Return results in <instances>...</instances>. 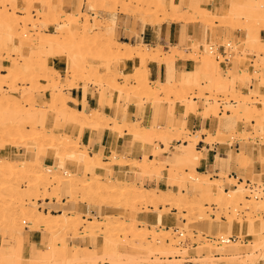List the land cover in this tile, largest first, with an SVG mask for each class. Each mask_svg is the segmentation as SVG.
Here are the masks:
<instances>
[{
  "label": "rangeland",
  "instance_id": "374dc122",
  "mask_svg": "<svg viewBox=\"0 0 264 264\" xmlns=\"http://www.w3.org/2000/svg\"><path fill=\"white\" fill-rule=\"evenodd\" d=\"M46 1L0 0V12L2 13L0 14V38L3 36L4 39L2 42H4L9 36H14L21 49L20 54H11L8 60L0 61V64H3L0 77L4 78L3 85L5 91H9V86L12 83L9 79L10 70L13 63H17L21 70L19 71L16 82L17 88L20 89V95L25 93L22 87H25L27 91L30 88L32 89L31 94L34 98L37 96L38 99L26 101L27 98L21 97L15 99L17 104L25 107V109H29L32 106L31 104H35V110H31L33 114L38 110L36 112L42 113L45 111L53 117L54 115L51 114L56 113L58 117H63L59 122L61 124L64 120L63 126L58 129L54 137L77 143L80 149L78 151L74 148L63 149L62 147L54 146L53 141H47L50 145L53 144L51 147L52 154H48L45 151L32 152L29 155L25 154L32 162L30 164H22L23 168L36 171L44 170L46 172L47 166L53 165L54 170L52 169L49 172L57 175L67 176L69 175L67 171L70 174H81L83 173L84 167L81 162L79 163V167L73 164L75 162V160H72L74 154L82 151V153L87 152L90 155L98 154L101 158V163H103L102 165H108L111 159L113 160L115 158L114 155L118 156L119 154L122 161L124 160L123 162L130 160L129 162L132 163L131 166H115L113 170L106 171L105 174L100 170H96L95 172H90V175H88L89 178L87 177V179H90L92 175H94V178H100L102 175L101 177L106 180L114 178V176L121 177L118 183H116L117 189L122 186L137 187L145 192L154 191L156 194L162 196L172 192L176 196L186 194V196L190 197L194 192L192 190V184L193 182L195 183V178L198 179L202 175L209 179H218L216 184L218 186H212L216 191L220 188L228 191L236 188L234 186L235 184L237 187L242 185L245 191L243 195L246 197L244 199H232L229 195L227 196L225 194L227 198L219 200L212 196H204L205 194L202 193V199H199L195 206H189L187 209H176L172 206L164 208V206L158 205L157 212L150 214L154 218L158 213L165 211L166 216L175 218L176 223L173 226L167 227L165 223L157 224L156 220H153L149 224H143L140 221L144 211L155 209L153 200L147 198L145 195L144 197H128L126 195V197H123L117 190L110 194V196L104 195L105 193L103 195L101 194L96 200L89 198L88 200H83V202L80 200L69 201V193L71 191H77L78 194L76 193L77 195L75 196L80 198L83 191L80 188L81 184L53 183L47 186L48 193L54 192L53 194L56 193L58 195L57 197L55 195L51 197L48 195V198H46L45 194L41 191L42 195L29 200L30 205H27L25 204V201H28L27 197L21 194L26 191L25 189L23 191V188H26L28 191L30 183L27 182L29 180H19L20 183L13 184L15 189L19 187L20 189L18 190H21L16 195L17 200H0V207L8 208V210L0 212V219L1 221L4 220L3 222L0 221V264H44V262L45 264H77V260H70L69 258L68 260L64 256H61L64 252L60 249V246L63 244H73L93 248L96 247L94 237L103 238L102 230H100L101 232H99L98 228L94 229L96 232L88 230V222H84L81 218L95 221L112 219L119 220V222L133 220L137 221L138 227L157 229L153 234H149L141 240L130 241L129 239L132 235L129 234L127 236V243H130V247L138 246L140 243L145 245L148 240H155L156 244L159 245L161 244L159 243L162 238L161 233L167 230L171 231L172 238L169 237L165 241H168L169 244L171 243L177 249L176 252H169L167 255L160 253L152 247L151 250L144 251L141 256L128 255L125 260L127 262L131 261L135 262V264H200L204 261H212V263L214 262L213 264H224L232 261H246L247 264H264V229L259 230L255 225L256 221L264 222V122H260L262 119L259 117L253 119L246 112L244 114L240 111V109L243 110V106H251V109H259L260 107L261 111L264 108V105H262L264 101V16L261 14L264 11V0H242L245 3L243 9L237 12V14H230L229 16L224 15L230 7L225 5L222 10L216 12L213 10L214 15L205 18H202L197 13H188L184 0H181L182 5L176 10H173L169 6L163 8L164 10L158 9L153 0H78L80 2V8L73 9L70 5H66L65 13L63 12L65 14L64 16L59 17L60 12L56 13L55 17L57 19L59 18L58 21L53 20V15H50L49 7L45 6ZM214 2L216 3L218 0L194 1L197 6L205 4L210 9H213ZM53 3L57 5L58 1L56 0V3ZM249 4H254V7L255 4H258L255 7L257 12L249 14L247 12ZM144 11H151L152 14L145 15ZM69 13L74 14V16L78 13L81 16V23L79 24L81 31L76 37L72 33L73 27L67 23L66 17H69ZM7 17L8 20L9 18L17 19L14 21L17 23V29L15 32H12L14 35L10 34V29L5 26L4 22H6L5 19ZM186 17H194L197 23H186ZM167 23L176 24L181 28V38L178 44L173 42L167 44H162V42L151 44L141 38L140 33L145 30V27L148 26L157 33L160 26ZM122 28L126 29V36L131 39L133 46L141 48L142 51L146 47H152L154 51L159 54L161 53L159 55L160 59L153 60L149 56L143 59L140 54L133 50V55L128 53L129 56H127V53H125L127 57L125 58V54L120 52L125 51V48L121 47L113 48L114 51H107L106 46L114 42L117 43V41L119 42V39H123L120 35ZM192 28H194V34H190L189 32ZM132 36L137 37V40L133 39ZM50 39H55V42L64 44L62 56L59 57L63 59L64 65L61 71L57 68H51L48 70V72L50 71L49 73H44L42 69L39 71L42 63L38 56L46 59L52 56V53L47 54L48 56L44 54L47 56L45 57L43 54L35 52L39 51V46H35L33 49V47L26 45L29 40H32L36 45H40L42 40L46 44L47 40ZM112 40L115 41L113 42ZM125 40L128 41V39ZM76 42L79 44H75ZM71 43H74V47L70 45ZM222 45L225 47L226 53L223 52L224 48ZM210 46H213V48L210 49ZM7 51L13 53V50H5V52ZM145 52L147 51L145 50ZM23 54L27 55L22 56ZM74 56L78 58L76 62H79V65L82 66H79L81 69L77 71H72L78 68H76L77 66L71 65L72 62H70ZM23 58H26L28 62L26 63L25 59L23 61ZM166 58L176 60L169 62ZM178 58L190 60L191 66L187 70H177V73H174L171 78L165 80L158 79L157 81L151 80L148 68L150 63L173 67V64L179 60ZM72 66L74 69H72ZM84 67H86V70L83 71L82 69ZM212 75H219L221 81L228 83L227 85L231 87L224 92H208L207 89L210 85ZM112 77H114L113 79L115 81L114 86L122 88L124 91L115 89L113 85L111 87L110 82L107 81L112 79ZM194 80L196 83H194ZM43 88H48L51 93L55 90H58L55 92H59L60 90L67 97L69 96L70 89L82 88L85 89L86 94L89 92L92 97L98 96L100 105L99 107H94L86 103L80 109L74 107L72 109L69 106V102H75L69 96L67 99V108L72 110L76 109V113L79 112L77 113L78 115L86 114L85 116L83 115V118L81 117L80 124L77 123L79 125L78 127H80L78 132L74 126L76 123L69 122L65 114L64 116H60L64 112L62 108L59 106V108L56 107L54 103L51 105V99L45 98L46 95L45 91H42ZM200 95H208L209 98H197ZM181 96H185L187 100L179 101V97ZM6 97L11 98L9 97V93ZM52 100H54V96ZM210 103L218 106L216 114L208 111L207 108ZM189 104H195L196 106L195 110L190 113L187 111ZM159 105H162L163 108L158 109L160 107ZM130 107H136L139 110V119L128 121L127 114ZM111 108L116 109V114L112 115L111 112L106 110ZM56 110L59 111L56 112ZM159 110H162L160 112L163 113L162 115L158 112ZM97 112L102 117H99ZM94 113L100 121L97 120V116L93 115ZM146 113L154 114V117H145ZM190 115L202 118L205 121H215L217 126L214 129L202 128L200 130H193L191 126H188L189 123L187 122ZM175 122L179 123L182 127L184 126V130L171 131L169 126L172 123L175 124ZM44 124L42 122L33 124L32 126L34 127H30L29 125L27 127V133H29L31 128H33L32 134H35L34 132L40 131L44 127H51L47 122ZM69 126L70 130L65 132L63 127ZM34 129L37 131H34ZM104 129L113 132L115 135L127 136L132 141L134 140L132 143L133 145L135 144V151L133 147L116 150V145H112L110 152L107 151L108 147H100L90 152L88 146L82 142L85 134L88 132L92 135L96 132L99 134ZM72 130L76 133L71 132ZM40 140V142H44L42 141L43 138ZM37 141L38 139L34 142L37 143ZM237 141L240 143L239 146H235ZM17 142H14L13 147L19 149L21 152L19 155L23 157L24 152H28L29 145H17ZM199 142L204 143L201 146ZM144 143L150 145V148L145 152L147 153V163H153V167L158 162L160 166L154 172L153 170L145 169V153L140 152L141 148L145 146ZM215 144H219L227 156L222 157L218 153L214 155L216 164L220 163L219 161H223L226 166L221 165L222 167L218 174L212 170L213 167L207 172L198 169L203 166V160L205 161L207 156H209ZM185 145L195 146L194 149L200 151L198 154L200 156L193 165L185 167V176L180 178L177 172L176 161L177 156L185 155L184 152L187 149ZM208 147H211V151L208 150ZM4 157L0 155V164L7 163ZM244 157L248 162L243 159ZM149 159L154 161L152 162ZM242 160L247 162V168L245 169L241 163ZM225 168H227L226 171ZM168 170L173 171L170 173ZM230 171H235L236 174L234 173V176H232L229 174ZM136 173L141 175V180L135 176ZM124 175L126 177L122 178ZM161 181L162 183L165 182V184L162 185ZM234 200L237 201L235 202ZM101 206L102 209L106 210L103 215H100L95 209L98 207L101 208ZM28 207H33L38 212L42 211L43 213L49 214H58L65 211L69 215L73 213L80 214L81 220H79L78 229L75 232V229L61 226L60 223L53 226L54 230L47 229L45 228L46 226H35L38 223L29 219L27 220L24 216H28L25 213L22 214ZM81 207L86 208L87 211H92L91 216L83 215L81 213L82 211H80ZM114 207L119 209L117 212L115 211V214L112 212V208ZM13 210L18 211L15 214L16 216ZM5 213L6 216L8 215L10 217H6L10 219L8 220L10 224L4 218ZM2 214L4 215L2 216ZM14 217L18 218L15 219V223L11 221ZM229 220L237 222L240 226L232 234L227 232L228 230L226 229ZM205 223L206 227H204ZM244 227H246L245 230L251 235H258L259 239L254 240L256 238L255 236L248 239L247 235L244 234ZM161 230L163 231L161 232ZM83 231L86 233H83ZM117 233L119 234L117 236L120 237V240L125 237L120 232ZM179 234H182V236ZM195 234H200V236ZM25 237L27 238V247L23 246L22 243ZM230 237L236 239L229 240ZM253 240L255 242L257 241L260 245L254 243ZM48 242L53 248L50 247V250L48 249L51 252L48 251L47 253L50 254L43 256L48 259L43 260L41 258L42 255L39 254V256L37 251H39L38 249H47V246H49ZM226 243H232L234 246H225ZM252 243L256 244V247L251 249L253 251H250L252 256L254 254L253 259H249V249L235 250V247L238 245H252L251 248H253L255 245ZM100 248L97 246V249L100 250ZM20 251L22 252L20 253ZM78 261L79 264L90 263L86 261H82L81 263V260ZM91 263L94 264L95 262ZM112 263L113 261L111 262L109 258L102 256L98 258L95 264Z\"/></svg>",
  "mask_w": 264,
  "mask_h": 264
},
{
  "label": "bare ground",
  "instance_id": "6f19581e",
  "mask_svg": "<svg viewBox=\"0 0 264 264\" xmlns=\"http://www.w3.org/2000/svg\"><path fill=\"white\" fill-rule=\"evenodd\" d=\"M57 1H58L57 5H55L53 3V2L56 3V0H47L45 2V6L49 7L50 15L51 14L53 15V16L52 15L51 16H52L53 20H55V21H58V19H59V18L57 19V17H55L57 12H60V14H59L60 16L57 15L59 17L65 15L64 14L65 13L64 10L67 7L66 5H70L73 9L74 8H78L80 6V2H78V0H57ZM137 1H140V0H137ZM141 1H144V0H141ZM146 1H148V0H146ZM153 1L156 3L155 5L158 7V9H163V8H166V7L169 6L173 10H176V9H179L181 7V5H182L181 0H153ZM153 1H150V2H153ZM194 1L195 0H184V3L186 4V8H187L188 13H197L202 18L210 17L211 15H214L213 9L208 8L207 6H205V4H201V5L197 6L196 5L197 2L194 3ZM14 5H16V4L14 3ZM216 5H217L216 8L218 10H222L225 5H227L228 7L230 6L229 9L227 10V13H224V15H228L229 16L230 14H232V15L234 14L235 15V14H237V12L242 10L244 5H245V3L242 0H218V2H216ZM256 5H258V4H255V7H256ZM255 7H254V4H249V8H247V12L249 14L257 12ZM58 10H60V11H58ZM144 12H145L144 13L145 15L152 14L151 11H144ZM79 13H81V12H79ZM0 14H2V13L0 12ZM249 14H247V15H249ZM261 14L264 16V11L261 12ZM46 15H48V14H46ZM75 16H74V14L69 13V17H66V18H67V23L71 24L69 26L73 27L72 33L76 37V36H78V34L81 31L79 29V24L81 23L80 22L81 21L80 20L81 16H79L78 13ZM0 19H1V17H0ZM15 20H17V19H15V18L10 19L9 18V20H8V17H7V19H5L6 22H4V23H5V26L10 29V34H13L12 32L13 31L15 32V30L17 29V23L14 22ZM186 23L196 24L197 21H196V19H194V17H191V18H187ZM113 24L115 25V23H113ZM0 25H1V23H0ZM27 31H29V30H27ZM27 31H26V33H27ZM3 39H4V37L1 36V38H0V61H2V62L8 60V58L11 57V54H20L21 53V49L18 46V41L16 40V38L14 36L11 35V37L9 36V38L6 41L2 42ZM54 40H51V39L47 40L46 44H44V40H42L40 45H36L35 43L32 42V40H29V42L26 45L28 47L29 46L33 47V49L35 48V46H39L38 47L39 51H35V52H39L40 54H43V55L44 54L47 55V54L52 53V56H49L46 59H42L40 56H38V58L41 59V63H42V67H41V63H40V67L41 68H39L40 69L39 71H41V69H42L43 70L42 72H44V73H46V72L49 73L50 71L48 72V70L51 69V68L52 69L57 68L58 70L61 71V68L64 65L63 59L59 58L60 56H62V51H63V48H64V44L61 43V42H57V41L55 42ZM112 41L114 42L115 40H112ZM77 43L78 42H76L75 44H77ZM111 44H113V45H111ZM111 44L106 46L107 47L106 48L107 51L108 50L112 51L113 48L121 47V48H125V51L124 50L123 51L118 50V51L122 52L123 54L127 53V56H129L128 53L132 54V52L134 51V52H137L138 54H140L141 58H143V59H146L148 56H149V58H152L153 60L160 59L159 55H161V53L160 54L157 53L156 51H154V49H152V47L151 48L150 47H146L145 50L147 52H145V50L142 51L141 48H136L135 46L127 44V43H120V42L117 41V43L114 42V43H111ZM70 45H73V47H74V43H71ZM212 48L210 46V49H212ZM7 49L13 50L12 51L13 53H11L10 51L5 52V50H7ZM30 50H28V51L31 53ZM135 50H138V51H135ZM140 50L142 51V53H141ZM29 52H28V54H29ZM32 52H34V51H32ZM170 54H171V52H170ZM26 55L23 54L22 56H26ZM47 56H45V57H47ZM124 57L127 58L126 54H125ZM29 58H31V57H29ZM24 59L26 60V63H27L28 62L27 59L23 58L22 60L24 61ZM76 59H78V58H76V56H74L72 61H70V62H72L71 65H74L75 67L77 66L76 68H78V69H74V67L72 66L73 68L72 67L71 68L74 69L72 71H77V70L81 69L80 67H82V66L79 65V62H76ZM166 59L169 62H173L174 60H176V59H169V58H166ZM38 60H36V61H38ZM23 63H25V62H23ZM29 63L31 64V62H29ZM9 64H10V62H9ZM28 64H27V66H28ZM30 64H29V67H30ZM2 65L3 64H0V72H1ZM85 68L86 67H84V69H82V70L83 71L86 70ZM33 69H31V70H33ZM82 70H80V71H82ZM19 71H21L20 68H19V65L17 63H13V66H12V68L10 70V75H9V79H10V81H12V83L10 84L9 89H8L9 91H5L4 85H3L4 78L0 77V155L5 156L4 158L6 159V162H7L5 164H0V196H1L0 200H12V201L15 200V199L17 200L16 195H18L21 190H18V189H20L19 187H17L18 189H15V186L13 184L20 183L21 180L22 181L29 180L27 182L30 183L28 191H27L26 188H23V191H24V189L26 191L23 192V194H21V195H25L27 197L28 201H25L26 202L25 204H27V205H30L29 200L38 198L39 195H42L41 191H42V193L45 194L46 198H48V195L50 197L54 196V195L57 197L58 195H56V193L53 194L54 192L53 193L52 192L48 193V187L47 186H50L53 183H60V184L61 183H69L71 185L81 184L80 188H82L83 191H82V194H81L80 198H77L75 196V195L78 194L77 191H71V193H69V197H70L69 201H75V200L78 201V200H80V201L83 202V200H88L89 198L92 199V200H94V199L96 200L97 197L100 196L101 194L103 195L105 193L104 195L110 196V194L114 193L117 190H118L117 192L120 193V195H122L123 197H126V196H128V197H132V196L133 197L134 196L144 197V195H145L147 198H150L151 200H153V202L155 203V209H153L151 211H148V210L144 211L142 217L140 218V221L143 224H149V223H152L153 220H156L157 224L158 223H161V224L165 223V224H167V227H169V226H173L176 222H175V218H173V217L170 218L169 216H166L165 211L161 210L162 212L158 213L156 217L154 216V218L150 214V213H153V212H157L158 205H162V206H164V208L167 207V206H172V207H174L176 209H182V208H186L187 209V208H189V206H195L197 201H199V199H202V197H203L202 193L205 194L204 196H212L215 199H219V200L220 199H226L227 197L225 196V194H227V196L229 195L230 198H232V199H244L246 197L245 195H243L245 191H244V187L242 185L237 187V185L234 183L235 184L234 186L236 188H233V189L228 190V191H224L222 188H220L219 190L216 191L214 189V187H212V186H214V185L218 186V185H216L218 179L217 178L216 179H209L208 177H205V176L203 177L202 175H200V177L197 176L198 179L195 178V183L193 182V184H192V186H193L192 190L194 192H193V195L190 196V197L186 196V194H182V193H181L182 195H179V196L177 195L176 196V195H173L172 192L169 193V194H166L165 196H162V195L156 194L154 191H146L145 192L141 188H137V187H125V186H122L121 188L117 189L118 187L116 186V183H118V181H119V179L121 177L118 178V177L114 176V178L106 180V179H103V177H101L102 175L100 176V178L99 177L98 178H94L93 177L94 175H92V177L90 179H87V177L89 178V176H88V175H90L89 173L90 172H95L96 170H100L103 174H105L106 171L109 172V171L113 170V167H115V166H120V165L121 166H129V165L131 166L132 163L129 162L130 160L128 162L127 161L123 162L124 160L122 161L121 157H119V154H118V156L114 155L115 158H113V160L111 159V162L108 165H102L103 163H101V158L99 157L98 154L90 155L87 152L82 153L83 151L79 152L77 154H74L72 156V160H75V162L73 164L76 167H79L80 166L79 163L81 162L82 166L84 167L83 168V173H81V174L74 173L76 175L70 174L69 171H67V173L69 174L67 176L66 175H57L55 173H51L49 171H52V169L54 170L53 165L52 166L48 165L47 166L48 171L46 169V172L44 170L36 171V170L28 169V168H23L22 164H26V163L30 164V162H32L31 159H28L27 155H29V153H32V152L36 153V152H39V151H42V152L45 151V152H48V154L49 153L52 154L51 147L53 146V144L50 145V143H47V141H53L54 146H57L59 148L60 147H62L63 149L74 148L76 151H78L80 149V146L77 143L68 141L67 139L54 137V134H56L58 129L63 126L62 124H63L64 120L62 121L61 124L59 123L60 120L63 117L62 118L58 117V115H56V113L55 114H51V115H54V117H53V116L48 115V113L45 112V111L42 112V113L41 112L40 113L36 112L38 110H36L35 113L33 114V113H31L32 112L31 110H35L34 109L35 108V106H34L35 104H31L32 106H30V108L28 107L29 109H25V107H23V106L21 107L20 105L17 104V101L15 99H18V98H21V97L27 98L26 101H29V100L31 101L33 99L38 100L37 96H36V98H34V96L31 94L32 89H30V88L28 89L29 91H27V89H25V87H22V90L25 93H23V95H20L21 94L20 93V89L17 88V85H16V82L18 80ZM66 72H67V70H66ZM34 73H37V72H34ZM38 73H40V72H38ZM50 75H51V73H50ZM113 78L114 77H112V79L109 78L110 80L107 81V82H110L109 84H111V87H112V85L113 86L115 85V81H114ZM194 83H196L195 80H194ZM227 84L228 83H224V82L221 81V78H220L219 75L218 76L212 75L211 76V82H210V85L208 86L207 90L210 93H213V92H224L226 89H229V87H231L230 85L228 86ZM114 88L115 89H119L120 91H124L122 88H119V87H115L114 86ZM43 89H42V91H45V95H46L45 98L51 99L50 102L52 101L50 104L52 105L54 103V105L56 107L59 106L64 111V112H62V114L60 116H64V114H65L67 116L69 122L80 124V122H81L80 119H81V117L83 118V115H84L83 113L84 112L81 113L83 115H78L77 113H79V112L76 113V109L72 110L73 109L72 107H71L72 109L67 108V99L69 98V96L67 97L65 95V93H63L60 90H59V92H55V91H58V90H55L54 92L51 93L48 88H45L44 90ZM82 91H83V94H85L84 96H86L85 89H83ZM8 93H9V97H11L10 99L6 97V95ZM53 96H54V100H52ZM117 96H119V94H117ZM179 98H180L179 101L187 100V98L185 96H181ZM195 98H196V96H195ZM197 98L206 99V98H209V97H208V95H200L199 97L197 96ZM8 100H10V101H8ZM73 101L75 102L76 105H79L81 107H84L83 104H86V98L85 97L81 101H78L77 99L76 100L73 99ZM194 102H196V101H194ZM262 105H264V101L262 102ZM208 106L209 107L207 109H208L209 112H212V114L213 113L214 114L217 113V111H218L217 107L218 106H216L213 103H210ZM161 107H162V105L160 107H158V109H161ZM187 108H188L187 111H189V113H190L191 111L195 110L196 106H195V104L194 105L189 104V106ZM57 111H59V110H56V112ZM161 111L159 110L158 112L160 113ZM240 111L242 113L246 112V114H248L249 117L252 116L253 119L256 118V117H259V118L262 119V120H260V122L261 121L264 122V108L261 111L260 107H259V109H251V106H249V107L243 106V110L240 109ZM91 113H93V112H91ZM160 114L162 115L163 113H160ZM93 115H95V113ZM93 115H91V116H93ZM97 115L99 116L98 112H97ZM97 115H95V116H97ZM98 116H97V120L100 121V119H98ZM100 116L102 117V115H100ZM103 118H105V117H103ZM103 118H101V119H103ZM160 118H161V116H160ZM68 121H67V123H68ZM41 122L43 124L47 122L48 124H50L49 126H51V127H49V128H45L44 127L40 131H37L36 129H34V131H37V132H34L35 134H32L33 133L32 132L33 128H31V130H29V133H27V129H28L27 127L29 125L31 127L33 124H38V123H41ZM76 124L74 125L75 128H76L75 130H77L79 132L80 127H78L79 125L78 124L76 125ZM32 127H34V126H32ZM183 127L179 123H176V122H175V124L172 123L169 126L170 130L174 131V132L181 131V130L183 131L184 130ZM63 128H64L65 132L70 130V126L69 127H63ZM73 130L71 132H74ZM166 132H167V130H166ZM74 133H76V132H74ZM177 133H179V132H177ZM1 136H3V137L1 138ZM41 138H43L42 141H44V142L46 141V143L40 142ZM36 139H38L37 143H35ZM15 141H18L17 145L18 144H24V146L25 145H29V148H28L29 150H28V152L27 151L24 152L23 157H20L19 153H21V152L19 151V149L13 147L14 144H15L14 143ZM144 145L145 146H143V147L141 146L142 148H141L140 152H142V153L147 152V150L150 148V145H147V143L146 144L144 143ZM185 147L187 148L186 151L184 152L185 155L177 156V161H176L177 172L180 175V178L181 177L183 178L185 176V167H189V166L193 165L196 162V160L198 159V157L200 156V155H198L200 153V151L195 150L194 149L195 146H193V145H185ZM59 148H57V149H59ZM25 154H27V155H25ZM115 154H116V152H115ZM144 155H145V158H144L145 161L144 162L146 163L145 164V167H146L145 169L153 170V172H154V170H157L158 167H160L158 162H157L156 166L153 165V167H152L153 163L149 164L146 161L147 160V153H145ZM152 159H149V160L153 162L154 160H152ZM243 159H245V157ZM245 160L241 161V163L243 164V168L244 169L247 168L246 163L248 162L247 160H246L247 162ZM168 171H170V173H171L173 170H168ZM150 172H152V171H150ZM135 176L138 177L140 180L142 179L141 175H138L137 173L135 174ZM125 177L126 176L124 175L122 178H125ZM44 194H43V196H44ZM105 197H107V196H105ZM18 198H19V196H18ZM22 198H25V197H22ZM102 198H104V197H102ZM89 204H93V203H89ZM90 209H92V208H90ZM95 209L97 210V212L100 215H103L106 212L105 209H102V206H101V208L98 207V208H95ZM124 209H127V208H124ZM4 210H8V208H4V207L1 208L0 207V212H2ZM112 210H113L112 211L113 214H115V211L117 212L119 209L114 207V208H112ZM80 211H82L81 213L83 215H88L89 217L91 216V212L92 211L91 212L87 211V209L84 208V207H81ZM16 212H18V211L15 210L14 211V215L16 214ZM24 213H25V215H27L29 217L28 218V217L24 216L25 218H27V220L29 219V220H31L33 222L38 223L37 225L35 224V226H41V227H45L46 226L45 228H47V229L49 228L51 230H54L53 229L54 225H57L58 223H60L61 226H65V227H68V228L75 229L74 231L76 232V230L78 229L77 226H79L78 225L79 224V220H81V219L84 222H88V226H87L88 230L95 231L94 229H97V228H98L99 232H101L100 230H102L103 238H99V237L97 238V236L94 237V243L96 244V247H93V248L88 247V246L81 247V246L73 245V244L72 245L71 244L70 245L69 244H63L62 246H60V249H62L63 252H64L61 256H64L67 259L69 258L70 260H75V261L76 260L77 261L81 260V263H82V261L90 262L89 264H92L91 262H93V263L95 262L96 263L98 258L104 256V257L109 258V260L111 262L113 261L112 264H135V262H131V261L127 262V261H125L128 255L132 254L133 256H137V255L141 256V254L144 251H149L148 249L151 250L152 247H154L155 250H158L160 253H163V254L164 253L165 254H167V253L169 254V252L172 253V252H176L177 251V249H175L172 246L171 243L169 244L168 241H165V239H169V237L172 238L171 237L172 233L169 230L161 233V237L162 238L160 239L159 243H161V244H159V245L156 244L155 240H148L147 244H145V245L140 243L138 246L130 247V245H129L130 243H127V240H128L127 236L129 234L132 235L131 238L129 239L130 241L141 240V239L146 238L149 234H153L157 230L155 228L154 229H150V228H146V227H138L137 221H133V220L129 221V222H119V220H112V219H102V220H99V221H95V220H92V219H88L87 220L86 218H81L80 214L73 213L72 215H69V213L67 214L66 211L58 213V214H49V213H43L42 211L38 212L33 207H28L24 212H22V214H24ZM108 214H109V212H108ZM108 214H106V215H108ZM0 215H1V213H0ZM3 215L4 214H2V216ZM14 215H12V216H14ZM21 216H23V215H21ZM6 217H8V215L6 216V213H5V216H4L5 220H7V221L10 220V219H7ZM8 218H10V217H8ZM16 218L17 217L12 218L13 220L11 219V221H13V222L16 221L15 220ZM2 220H3V218H2ZM0 221H1V219H0ZM3 221H1V222H3ZM80 223H81V221H80ZM9 224H10V222H9ZM255 225H256V228H259V230L264 229V222L263 221H256ZM204 227H206V223H205ZM239 227H240L239 224L237 222L233 221V220H229L227 222V225H226V229L228 230L227 232H229L231 234L234 232L235 229H237ZM118 228H120L121 230L120 229L117 230ZM64 229H67V228H64ZM245 229H246V227L243 228V231H244V234L247 235L248 239L250 237H252V236L256 237V238H254V240H256V239L258 240L259 239L258 235H251ZM162 231L163 230H161V232ZM117 232H120V234L125 235V237L120 240V237L117 236V235H119ZM83 233H86V232L83 231ZM195 235L200 236V234H195ZM195 235H192V236H195ZM22 243H23V246L27 247V244H26L27 243V238L26 237L23 238ZM254 243H257V241L256 242L254 241ZM254 243H252V244H254ZM260 243H261V241H260ZM51 244H52V241H51ZM257 244L260 245L259 243H257ZM45 245H46V243H45ZM52 245L50 246V243H49V246H47L48 248L45 249V250L44 249H38L40 251V252L37 251L38 255L41 254L42 255L41 258L43 260L44 259L45 260L48 259V258H45L43 256H46V254H50V253H47V252L50 250L49 249L50 247L53 248ZM254 245L255 246L253 248H251L252 245H249V246L248 245H241V246L238 245V246L235 247V250L239 251V250H248L249 249V251H248L250 253L249 254L250 255L249 259H253L254 258L253 257L254 254L252 256L251 252L253 250L251 251V249H254L256 247V244H254ZM97 246L101 247L100 250L97 249ZM225 246H231L232 247L234 245H232V243L231 244L226 243ZM21 252L22 251H20V253ZM49 252H51V251H49ZM248 252H246V253H248ZM75 261H73V262H75ZM77 261H76V263L79 264L78 263L79 261L78 262ZM213 263H212V261L211 262L210 261H204V262H202L200 264H213ZM41 264H43V263H41ZM44 264H45V262H44ZM54 264H56V263H54ZM218 264H222V263H218ZM224 264H247V263H246V261L245 262L232 261V262H227V263H224Z\"/></svg>",
  "mask_w": 264,
  "mask_h": 264
},
{
  "label": "crops",
  "instance_id": "0c3cea01",
  "mask_svg": "<svg viewBox=\"0 0 264 264\" xmlns=\"http://www.w3.org/2000/svg\"><path fill=\"white\" fill-rule=\"evenodd\" d=\"M216 3L214 2V7L213 10L219 11L216 8ZM188 24H193V23H188ZM125 28H122V30H120V35L121 38L123 39H119L120 43H127V44H131L133 45L131 39L129 37L126 36L127 31H125ZM190 34H194V28H192V30L189 31ZM128 35V34H127ZM141 38L144 39L146 42L151 43V44H156V43H160L162 42V44H167L169 42H173L175 44H178L180 38H181V28L176 25V24H163L162 26H160V29L158 30V32L156 33L155 31H153L150 27H145L144 31H141L140 33ZM131 36V35H129ZM133 39L137 40V37L132 36ZM125 39H128L125 40ZM262 39V37H261ZM189 66H191L190 60H183V59H179L175 62V64L173 65V67H167L166 65H159V64H154V63H150L148 65L149 68V77L151 78L152 81H157L158 79L161 80H165L168 78H171V76H173L174 73H177V70H187L189 68ZM123 67V65H122ZM83 89L79 88V89H70L69 90V96L70 97H74L73 99H77L78 101H81L84 99V95H83ZM86 98V103L89 106H94V107H99V100H98V96L96 97H92L90 95V93L88 92L85 96ZM69 106L80 109L81 106L76 105L73 102H69ZM108 112H111V114H116V109L115 108H111V109H106ZM155 113V111H154ZM139 110L136 107H130L128 110V114H127V119L129 120H133L135 121L136 119H139ZM145 117L151 118L154 117V114L151 113H146ZM187 122L189 123L188 126H191V128H193V130H200L202 128H207V129H214L217 124L215 121H205L202 118H198L194 115H190L187 119ZM95 141V142H94ZM83 144L87 145L89 148L90 152H93L94 150H97L100 147H108V152L111 151L110 147L112 145H116V150H124L125 148H131L133 147L134 151H135V144L133 145L132 142H134V140L132 141L129 137L127 136H122V135H115L113 132L104 129L101 133L97 134V132L92 135L90 132L86 133L83 139ZM94 142V143H93ZM91 148V149H90ZM208 150L211 151V147H208ZM219 154L222 157H227L225 154V152L222 150V148L219 146V144H215V146H213L212 151L210 152L209 156H207V158L205 159V161L203 160V166L199 167L198 169L204 170V172H207L209 170L215 171L216 174H218L221 170L222 166H226V164L223 161H219L220 163L216 164L214 155ZM222 165V166H221ZM227 170V168H225V171ZM234 173L236 174L235 171H230L229 174H231L232 176H234ZM162 183V181H161ZM165 182L162 183V185H164ZM161 186V185H160Z\"/></svg>",
  "mask_w": 264,
  "mask_h": 264
},
{
  "label": "built area",
  "instance_id": "2783aa9c",
  "mask_svg": "<svg viewBox=\"0 0 264 264\" xmlns=\"http://www.w3.org/2000/svg\"><path fill=\"white\" fill-rule=\"evenodd\" d=\"M212 47H213V46H211V48H212ZM222 47L224 48V49H223V52L226 53V52H225V51H226V50H225V47H224L223 45H222ZM225 57H226V56H225ZM200 143H201V144H200ZM203 143H204V142H199V145L202 146ZM239 144H240L239 141H237V142L235 143V146H239ZM179 235L182 236V234H179ZM235 239H236V238H234V237H230V238H229V240H235ZM220 240H222V239H220ZM182 242H183V241H182Z\"/></svg>",
  "mask_w": 264,
  "mask_h": 264
}]
</instances>
